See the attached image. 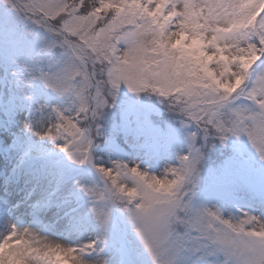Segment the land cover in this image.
<instances>
[{"label": "snow or ice", "instance_id": "snow-or-ice-1", "mask_svg": "<svg viewBox=\"0 0 264 264\" xmlns=\"http://www.w3.org/2000/svg\"><path fill=\"white\" fill-rule=\"evenodd\" d=\"M129 3L131 0H99L100 7H97L95 0H80L79 4L75 0L72 3H68V0H3L4 5L26 19L30 31L38 30L49 37L40 46L33 64L23 67L25 82L39 80L45 88L58 95H65L72 90L81 99L75 115L56 107L51 108L54 118L47 124L50 125L45 133L47 138L55 141L58 136L63 137L67 142L61 151L71 156L68 149L75 145L80 148L84 158L89 159L93 146L92 128L82 126L81 117L88 116L91 120L100 114L107 104L108 86L118 90L126 85L130 92L137 94L148 89L157 92L172 101L170 107L183 103L184 107L180 111L187 120H181V123L186 127L193 124L199 126V134H188V151L178 155L179 166L167 169L169 174H175L170 184L182 182L183 173L198 167L214 144L218 140L222 141L226 134L246 136L248 149L264 163V120L259 119L264 115V7L247 5L243 0H135L136 8L132 15H128L126 6ZM107 9H111L112 13L107 19L101 20V11ZM240 11L245 12L247 20V30L242 37L244 43L233 40L226 51L216 48L209 51L208 46L213 45V38L209 37L205 41L202 39L203 33L196 34L197 30L208 26L214 31L225 29L226 18ZM135 21H139V24H135ZM129 24L135 25L128 30L134 33L131 37L128 32L122 31ZM145 34L154 37V47L148 51L159 52L162 47L160 38L165 36L163 44L169 45L171 49L178 48L180 56L161 62L151 56L145 58L141 51L131 66L124 65L126 57H120L119 61L112 57L113 66L104 68L109 60L107 53L119 54L118 42L122 36L135 39ZM69 36L76 37L80 45L73 47ZM81 46L93 58L91 63L85 65L87 91L84 88L75 91L66 80L59 82L53 76L59 65L53 67L52 57L58 54L57 50L65 48L72 55L79 56ZM218 47H226L223 37H220ZM215 57L219 59L213 71L209 63ZM181 58L185 61L184 65L177 64ZM45 61L49 69L40 67ZM196 70H202L205 76H214L217 87L207 94H194L199 81L187 77L194 75ZM178 75L185 79L181 81L173 78ZM181 83L182 91L177 94V87ZM229 85H232L231 92L227 91ZM181 95L184 96L183 101L180 100ZM29 130L33 129L30 127ZM126 170L125 163L118 161H114L111 168H98V172L112 187H117L119 173ZM130 171L135 173L137 169L131 168ZM123 190L122 187L118 188L120 192ZM104 198V191H100L97 197L99 210L91 209L101 226L109 220V214L103 206ZM201 214L210 221L221 219L219 207H204ZM240 217L241 223L236 231L244 233L241 237H232L226 229L222 234L214 232L200 225L198 220L185 221L179 215L174 224L159 227L145 225L137 230L136 236L150 257L151 264H173L172 259H165L166 253L174 256L183 252L201 253L202 259L209 258L208 264H231L238 250L255 243L257 239L251 236L246 226L252 225L255 230L260 217L243 210H240ZM221 222L228 224L227 221ZM261 230L264 231V225ZM28 234L27 229L21 232L15 224L11 225L8 233L0 238V264H12L17 257L14 250L20 245L28 246L31 243ZM102 243L103 233L79 251L96 252L99 249L102 252L99 247ZM33 251L29 248V255ZM65 253L72 254L73 249H65L60 254ZM18 264H27V261L20 258ZM40 264H51L46 254Z\"/></svg>", "mask_w": 264, "mask_h": 264}, {"label": "rangeland", "instance_id": "rangeland-1", "mask_svg": "<svg viewBox=\"0 0 264 264\" xmlns=\"http://www.w3.org/2000/svg\"><path fill=\"white\" fill-rule=\"evenodd\" d=\"M36 31L29 43L26 35L31 31L26 19L13 10L6 14L0 1V238L15 224L18 229H35L55 242L79 248L96 239L101 228L91 210V201L77 182L89 188L103 187L104 178L90 165L69 163L55 141L29 130L51 123L52 107L65 113L75 108L74 96L58 95L39 80L25 82L23 67L33 64L40 46L49 39ZM52 59L55 67L63 57L56 54ZM218 59L215 57L209 63L211 70L215 71ZM40 67L49 69L47 61ZM120 94L125 104L124 139L130 143L133 137L135 143L130 151L105 145L107 158L94 162L109 167L114 161L136 162L141 169L156 173L165 164L178 167V155L187 153V136L195 131L194 125L171 126L169 133L161 137L149 116L158 111L154 102L148 100L149 95L134 94L123 85ZM154 137L158 140L148 139ZM233 141L241 143L235 156L240 160L230 159L210 182L202 181L193 204L197 208L215 205L225 217L240 215V210L264 217V163L248 149L246 136L233 137ZM116 213L112 211L104 230V243L99 246L102 252L98 249L84 253L87 264H98L104 258L109 264H133L131 258L135 264H141L131 257V251L143 252L144 263L151 264L130 223L119 220ZM201 255L166 253L165 259H172L173 264H208L209 258L202 259Z\"/></svg>", "mask_w": 264, "mask_h": 264}, {"label": "clouds", "instance_id": "clouds-1", "mask_svg": "<svg viewBox=\"0 0 264 264\" xmlns=\"http://www.w3.org/2000/svg\"><path fill=\"white\" fill-rule=\"evenodd\" d=\"M243 2L247 5L264 7V0H243ZM135 8V0H131V3L126 6V12L128 15H132ZM224 22L227 24L225 29H217L214 31L210 26H208L206 28L202 27L197 30V35L203 33V40L206 41L209 37L213 38L214 43L213 45L208 46L209 51H211L213 48H216L218 51H226L233 40H239L241 44L244 43L242 37L243 33L247 30L245 27L247 24L245 12L240 11L234 16H229ZM135 24H139V21H135ZM134 26V24H129L127 28L122 29V31L128 32V36L131 37L134 35V33L129 32L128 30L133 29ZM220 37H223V39L226 41V47L224 49H219L218 47V41ZM68 38L72 40L73 47L80 45V41L76 37L69 36ZM153 39V36L147 34L137 36L135 39H129L128 37L122 36L118 42L119 54L115 52L107 53L109 55V60L104 65V68H110L113 66L112 57H115L117 61H119L120 57H126L125 61L123 62L124 65L131 66L138 58L141 51L144 52L145 58L151 56L154 60L161 62L167 61L170 58L175 60L176 57L180 56V50L178 48L171 49L169 45L163 44V40L166 39L165 36H161L160 38L162 47L159 52L152 53L148 51L154 47L152 42ZM57 52L63 57V59L53 72L54 78L59 82L66 80L67 84L70 85L75 91H79L82 88L87 91L85 88L87 83L85 79L87 75V68L85 65L91 63L93 59L92 55L82 46L79 50V56L72 55L69 50L65 48L58 49ZM184 63L185 61L183 58L177 61L178 65H184ZM221 63H224V61H221ZM201 77L203 78L201 79ZM173 78L181 81L185 79L182 75L174 76ZM187 79L199 81L198 86L194 90V94H207L217 87L215 83V77L205 76L202 70H196L195 74L189 75ZM239 83L242 82H238V84ZM123 86L128 89L126 85ZM120 88L118 90H114L108 86L106 107L97 117L91 120H89L88 116L81 117L82 126L92 128L91 139L93 146L91 148L90 158L85 159L80 148L73 145L68 149V152H71V156H69L67 152L62 151L66 154L69 163L74 165H90L97 170L101 167H112L94 162L93 150L97 146V138L100 136V119L106 111L111 110L118 103ZM231 90L232 85H229L227 91L231 92ZM181 91L182 83L177 87V94H179ZM66 94H70L75 97L74 113L75 110L78 109L81 99H78L72 90ZM140 94H146L149 96L155 95L161 100L170 113L178 116L181 120H187V117L180 111V109L184 107L183 103H178L175 105V107H170L172 104L171 100L166 99L162 95H159L157 92H153L150 89L141 91L137 95ZM180 100L183 101L184 96L181 95ZM259 119L264 120V115H261ZM193 125L195 127V131H192V133L199 134V126L195 124ZM48 127H50V125L36 127L33 130L38 137L47 138L45 133ZM213 134L216 135V133ZM232 137L236 136L226 134L225 138L222 141L218 140L214 144L213 148L216 144L226 147L227 142ZM55 142L61 151L62 146L67 141L65 138L58 136ZM213 148L209 150L204 160L207 158ZM204 160H202L198 167H196L191 172L183 173V181L177 182L175 185L169 183L171 180L175 179V174H169L167 171L169 167H175V165L173 166L165 164L161 171L156 173L149 172L147 168L141 169L139 163L132 162L131 164L125 163L128 170L121 171L119 173L120 178L117 187H112L111 184L105 179L103 187L89 188L86 185L79 184V182H77V186L91 201L92 209L96 208L97 210H99V203L97 201L98 194L100 191H104L105 198L103 200V206L104 210L109 214V220L111 218L112 211L116 210L128 223H130L132 230L135 233L138 229L145 225L159 227L174 224L176 216L179 215L181 219L185 221L198 220L200 225L208 227L214 232L222 234L226 229L232 237H241L244 235V233L236 231V228H238L241 223L240 215H229L228 217H225L221 212L220 220L210 221L209 218L201 214L202 209L207 206L197 208L193 204V200L200 190L202 173L204 170ZM131 168H135L137 171L133 173L130 171ZM141 173H143V175H141ZM153 177L155 179H153ZM119 187L124 189L123 192L118 191ZM178 201L180 202L179 205ZM212 207L216 206L213 205ZM221 221H227L228 224L226 225ZM108 223L103 226L98 223L99 227L101 228V233L104 234V230L106 229ZM228 225H232L233 227L229 228ZM262 225H264V217H260L259 224L256 226L255 230H253L252 225H248L246 227L247 230L250 231L251 236L257 239L255 243L248 244L238 250L233 255L231 264H264V231L261 230ZM25 229L28 230V240L31 243L28 246L20 245L14 250L17 253V257L12 261V264H18L20 258L25 259L27 264H40V260L41 258L45 257V254L51 261V264H87L84 259V253L79 251L81 247H71L59 242H55L53 239L41 234L35 229L23 228L19 230L23 232ZM91 241H95V239ZM29 248L34 249L31 255L28 253ZM69 248L73 249L72 254H60L65 249ZM98 264H109V262L107 258H104L102 261L98 262Z\"/></svg>", "mask_w": 264, "mask_h": 264}, {"label": "trees", "instance_id": "trees-1", "mask_svg": "<svg viewBox=\"0 0 264 264\" xmlns=\"http://www.w3.org/2000/svg\"><path fill=\"white\" fill-rule=\"evenodd\" d=\"M3 4V0H0ZM73 0H68V3H72ZM77 4H79L80 0H75ZM91 2V0H88ZM97 7H100L99 0H95ZM5 13L7 14L12 9L9 6L4 5ZM112 13L111 9L102 10L100 13L101 20L107 19V17ZM6 16V15H5ZM5 16L1 19L2 22L5 20ZM98 24L100 21L97 22ZM22 23L17 26V29L20 28ZM37 31H31L26 35V39L29 41L33 40ZM148 100L154 102V104L158 107L157 112H150L149 116L151 118L152 123L158 127L159 135H163L169 133L171 126L181 127V119L170 113L166 106L159 101L155 95H151L148 97ZM125 108V104L122 103V95L119 94L118 103L114 108L109 111H106L104 115L100 119V136L97 138V146L93 150L94 160L98 161V158L106 159L107 155L105 154V145L109 147H121L127 151H130L131 148L127 147L124 143V131L126 128L125 118L123 116L122 109ZM160 135V136H161ZM159 137V136H158ZM157 137V138H158ZM154 138H148L152 141L158 140ZM232 139V141H231ZM227 142L226 147H222L219 144H216L215 147L211 150L207 158L204 160V170L202 173V181L204 183H208L211 181V178L214 175L218 174L224 167V164L228 162L230 159L235 158L237 156V149L241 147V143L234 144L233 137ZM237 159V158H235ZM97 163V162H96ZM213 179V178H212ZM117 216L119 220L122 222L125 221L124 217L117 212ZM131 257L137 258L140 260L141 264H145L144 253L143 252H132ZM130 259V258H129ZM134 264L135 262L130 259Z\"/></svg>", "mask_w": 264, "mask_h": 264}]
</instances>
